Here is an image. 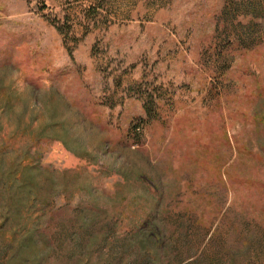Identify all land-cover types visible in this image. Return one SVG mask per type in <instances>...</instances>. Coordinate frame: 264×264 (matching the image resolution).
<instances>
[{"label": "rangeland", "instance_id": "obj_1", "mask_svg": "<svg viewBox=\"0 0 264 264\" xmlns=\"http://www.w3.org/2000/svg\"><path fill=\"white\" fill-rule=\"evenodd\" d=\"M0 264H264V0H0Z\"/></svg>", "mask_w": 264, "mask_h": 264}, {"label": "crops", "instance_id": "obj_2", "mask_svg": "<svg viewBox=\"0 0 264 264\" xmlns=\"http://www.w3.org/2000/svg\"><path fill=\"white\" fill-rule=\"evenodd\" d=\"M98 70L100 71L101 74L105 73V71H107V73L110 72L109 65L106 67V64H105V67H104V66H100V67H98L97 71H98ZM113 82H114V85H115V81H113ZM110 83H111V81H110ZM123 83H124V82H123ZM114 87H115L116 90H118V91L123 90V89L120 88V87H117V86H114Z\"/></svg>", "mask_w": 264, "mask_h": 264}]
</instances>
